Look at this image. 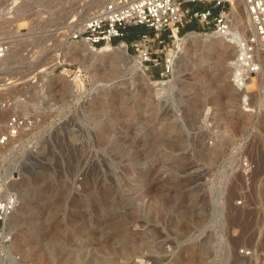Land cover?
<instances>
[{"label":"rangeland","instance_id":"obj_1","mask_svg":"<svg viewBox=\"0 0 264 264\" xmlns=\"http://www.w3.org/2000/svg\"><path fill=\"white\" fill-rule=\"evenodd\" d=\"M22 1L8 18L10 0H0L10 43L0 60V124L14 109L32 120L0 146V178L19 200L1 256L264 264V50L245 92L230 81V47L213 35L188 40L157 95L137 78L129 47L116 59L70 38L109 0L87 10L91 0Z\"/></svg>","mask_w":264,"mask_h":264},{"label":"built area","instance_id":"obj_2","mask_svg":"<svg viewBox=\"0 0 264 264\" xmlns=\"http://www.w3.org/2000/svg\"><path fill=\"white\" fill-rule=\"evenodd\" d=\"M193 2L207 4L200 7L193 6ZM231 7V0H109L81 28L71 33L70 38L85 43L91 50L107 43L123 42L131 50L129 56L149 79L169 81L178 59L181 29L192 25L185 33L197 31L213 35L233 50L230 81L236 90L248 92L247 82L261 72L257 46H264V0H246L248 21L244 26L233 22ZM136 26L144 30L126 40L128 29ZM9 49L8 39L0 32V60L6 57ZM6 104L9 105L8 101L1 106ZM31 124L32 120L23 111L14 109L0 124V146L16 138ZM18 201L17 193L7 188V181L0 178L2 256L9 249L10 219Z\"/></svg>","mask_w":264,"mask_h":264},{"label":"bare ground","instance_id":"obj_3","mask_svg":"<svg viewBox=\"0 0 264 264\" xmlns=\"http://www.w3.org/2000/svg\"><path fill=\"white\" fill-rule=\"evenodd\" d=\"M21 1L22 0H10V2L8 3V5L4 8V10L1 12V14H2V16H8L9 14H10V16H8V18L9 17H11V13H12V11H14V13H15V9H17V6H19V3H21ZM232 1V7H231V11H230V15H231V17H232V20H233V22L235 23V21H237V20H239V16H238V6H237V4L239 3V1L240 0H231ZM245 1V0H244ZM23 2V4H24V2H26V0H23L22 1ZM99 3H100V1H99ZM98 3V1H96V0H91V2H90V4L88 5V6H86L85 7V10H87V9H89L91 6H96V5H98L99 4ZM241 3V2H240ZM243 3V2H242ZM104 4L103 3H100V5L99 6H103ZM22 7V6H21ZM244 9H245V24L247 23V21H248V14H247V10H246V2H244ZM18 11V10H17ZM19 11H21V9L19 10ZM18 11V12H19ZM9 13V14H8ZM8 14V15H7ZM24 14H22V16H23ZM21 16V17H22ZM23 18V17H22ZM22 18H20L19 17V19H22ZM90 18V17H89ZM89 18H86L82 23H81V27H82V25H83V23L84 22H86ZM6 19V18H5ZM4 19V17H2V19L0 20V25H1V22L2 23H4V22H6L7 20H5ZM235 20V21H234ZM247 25V24H246ZM19 27V24H17L16 25V28H18ZM17 31V30H16ZM208 36H210L209 34H203V33H200V32H197V31H191V32H187V33H185L182 37H181V39H180V41H179V43H178V49H179V53H178V56H179V54H180V52H181V50H182V47H183V45L186 43V42H188V40L189 39H198V38H201V39H206V37H208ZM212 36V35H211ZM214 38H216V39H218V40H220V41H223L222 39H220V38H218V37H215V36H213ZM86 48H88V46L85 44V43H83V42H81V45H80V47H79V50H84V49H86ZM99 48H101L100 50L101 51H104V52H111L112 54H113V57L114 58H116V59H123V58H126V57H124L123 55H124V53H125V51H126V47H125V44L123 43V42H119V43H117L116 45H110V44H105V45H102L101 47H99ZM257 48H258V50L259 49H262V50H264V46H262V45H258L257 46ZM78 52V51H77ZM127 53V52H126ZM81 54L82 53H79V55L81 56ZM126 56H128V53H127V55ZM51 59H52V57H50ZM128 58V57H127ZM129 59V62H131L132 63V65L134 66V72L137 74V78L140 80V81H144L145 83H147V84H149V86L151 87V88H154V92H155V94H157L158 95V93H160L163 89H165V87L167 86V81H156V80H152V79H149V78H147L146 77V75L144 74V72L142 71V69L140 68V66L138 65V64H136L135 63V61H134V59H132V58H128ZM56 62H57V56H54V58L52 59V62H51V65L50 66H47V65H49L50 64V62H49V64H45L47 67H44V65H42L40 68H39V70L38 71H45L46 69H48V67H50V68H52L53 66V64H56ZM39 66V65H38ZM131 66V65H130ZM42 78H43V81H46L47 80V78H46V75H42ZM250 81H251V83H249V84H247V90L249 89L250 90V88L252 87V84L254 83L253 81H254V79L253 78H251L250 79ZM71 82H72V80H71ZM248 83V82H247ZM68 84V83H67ZM45 85V84H44ZM96 85V84H95ZM166 85V86H165ZM68 86H72V84L70 83V81H69V85ZM167 88V87H166ZM43 88H41V90H42ZM163 92V91H162ZM161 92V93H162ZM216 150H214L213 152H215ZM249 156V155H248ZM261 158H262V156H261ZM260 159V158H259ZM263 161V160H262ZM260 162V161H259ZM254 163V162H253ZM263 165V164H262ZM257 170V169H256ZM8 174H9V172H7ZM6 173V174H7ZM10 176V175H9ZM77 187V186H76ZM233 188V187H232ZM236 195V194H235ZM232 196V195H231ZM227 201V200H226ZM231 203V202H230ZM17 209V208H16ZM138 225V224H137ZM236 241V240H235ZM234 247V246H233ZM3 248L2 249H0V251H1V253H3ZM0 253V254H1ZM7 256H5V257H2L1 255H0V264H18L17 263V260L13 257V256H11V255H8V254H6ZM148 262V261H147Z\"/></svg>","mask_w":264,"mask_h":264},{"label":"trees","instance_id":"obj_4","mask_svg":"<svg viewBox=\"0 0 264 264\" xmlns=\"http://www.w3.org/2000/svg\"><path fill=\"white\" fill-rule=\"evenodd\" d=\"M192 28V25H187L184 29L188 30V29H191ZM144 30L143 27H140V26H136V27H130L128 29V33L126 35V40H130L131 38H133L138 32Z\"/></svg>","mask_w":264,"mask_h":264},{"label":"water","instance_id":"obj_5","mask_svg":"<svg viewBox=\"0 0 264 264\" xmlns=\"http://www.w3.org/2000/svg\"><path fill=\"white\" fill-rule=\"evenodd\" d=\"M189 40H193V39H189Z\"/></svg>","mask_w":264,"mask_h":264}]
</instances>
